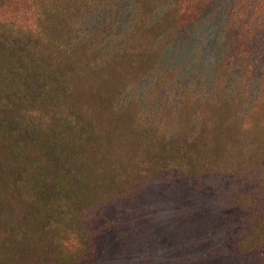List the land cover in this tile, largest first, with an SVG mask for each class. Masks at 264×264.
Segmentation results:
<instances>
[{"label":"trees","instance_id":"trees-1","mask_svg":"<svg viewBox=\"0 0 264 264\" xmlns=\"http://www.w3.org/2000/svg\"><path fill=\"white\" fill-rule=\"evenodd\" d=\"M149 166L191 264H264V0H0V264H98Z\"/></svg>","mask_w":264,"mask_h":264},{"label":"rangeland","instance_id":"rangeland-1","mask_svg":"<svg viewBox=\"0 0 264 264\" xmlns=\"http://www.w3.org/2000/svg\"><path fill=\"white\" fill-rule=\"evenodd\" d=\"M150 167L128 200L102 202L111 217L104 222L98 264H191L198 256L191 241L199 226L195 210L181 212ZM198 207L196 201L192 208ZM206 207V214L216 212Z\"/></svg>","mask_w":264,"mask_h":264}]
</instances>
